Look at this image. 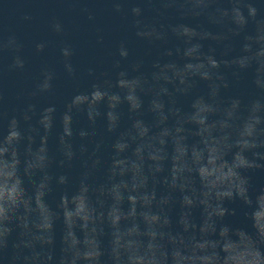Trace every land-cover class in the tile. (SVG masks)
<instances>
[{"label":"clouds","instance_id":"clouds-1","mask_svg":"<svg viewBox=\"0 0 264 264\" xmlns=\"http://www.w3.org/2000/svg\"><path fill=\"white\" fill-rule=\"evenodd\" d=\"M107 3L148 58L121 40L110 71L88 68L58 109L59 76L81 73L53 18L59 71L42 63L14 112L0 89V264H264V187L249 175L264 170V0ZM5 57L0 76L29 63L15 33ZM237 203L244 225L229 220Z\"/></svg>","mask_w":264,"mask_h":264}]
</instances>
